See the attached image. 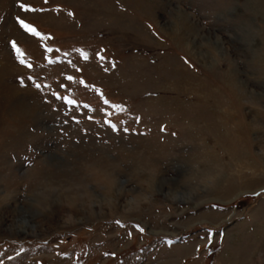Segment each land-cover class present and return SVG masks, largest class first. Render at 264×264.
Instances as JSON below:
<instances>
[{
  "label": "rangeland",
  "instance_id": "1",
  "mask_svg": "<svg viewBox=\"0 0 264 264\" xmlns=\"http://www.w3.org/2000/svg\"><path fill=\"white\" fill-rule=\"evenodd\" d=\"M0 264H264V0H0Z\"/></svg>",
  "mask_w": 264,
  "mask_h": 264
},
{
  "label": "bare ground",
  "instance_id": "2",
  "mask_svg": "<svg viewBox=\"0 0 264 264\" xmlns=\"http://www.w3.org/2000/svg\"><path fill=\"white\" fill-rule=\"evenodd\" d=\"M8 68V67H7ZM15 68V67H14ZM10 69V68H9ZM240 82V81H239ZM241 91V90H240ZM237 123V122H236ZM241 126V125H240ZM229 134V133H228ZM20 228H21V230H18L17 232V234H22V235H24V236H27V235H30L29 233H27V230H29V229H27L28 228V224H26V221H23V222H21L20 223V226H19ZM31 227V226H30ZM238 253V252H237ZM239 254V253H238Z\"/></svg>",
  "mask_w": 264,
  "mask_h": 264
}]
</instances>
